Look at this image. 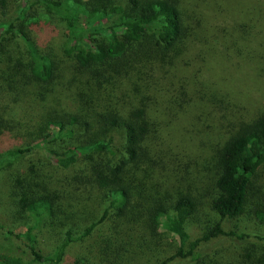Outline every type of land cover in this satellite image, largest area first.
<instances>
[{
  "label": "trees",
  "instance_id": "obj_1",
  "mask_svg": "<svg viewBox=\"0 0 264 264\" xmlns=\"http://www.w3.org/2000/svg\"><path fill=\"white\" fill-rule=\"evenodd\" d=\"M15 42L21 63L0 75V124L7 117L13 127L0 126V176L21 165L15 189L27 230L0 226V264H138L147 253L154 264H264V238L223 229L247 211L264 167V0H0V65ZM118 81L136 93L134 107L124 108ZM28 92L51 102L35 125L21 120ZM250 96L256 116L235 101ZM192 105L228 132L214 148L211 207L221 221L196 239L177 215L197 212L187 192L193 150L173 136L179 109ZM96 193L107 205L102 230L86 218ZM253 214L264 223L263 201ZM39 232L56 240L49 255ZM164 235L178 239L173 254ZM220 237L235 238L234 253L209 263L204 246Z\"/></svg>",
  "mask_w": 264,
  "mask_h": 264
},
{
  "label": "rangeland",
  "instance_id": "obj_2",
  "mask_svg": "<svg viewBox=\"0 0 264 264\" xmlns=\"http://www.w3.org/2000/svg\"><path fill=\"white\" fill-rule=\"evenodd\" d=\"M37 36L38 35H36V37ZM63 42L62 38H58L55 40L54 45L58 49L59 47H62ZM18 45L19 42L13 43L8 48L9 53L7 55H2L0 75H2V69H4L6 70L7 75L10 76L8 70L9 67L13 64H18V62L21 63V49ZM73 72L76 74L75 70H73ZM150 75L154 82L166 90L165 88L167 85H165L163 80L158 79V76L161 74L159 75L158 73H154ZM1 80L3 79L1 78ZM171 80H174L176 83L179 82L177 78H172ZM179 88V86H175V88L173 87L172 89L175 90ZM117 89L119 98L124 108L128 109L130 107H134L137 102L136 93L131 88L124 86L121 81H118ZM254 96H258L257 92H254ZM254 96H250V98L248 97L249 102L246 98H241L240 100V97L235 101L239 103L242 102L243 106L251 109L254 116H256L257 113L254 110L258 104H253V102L251 103ZM65 101L66 99L64 102ZM21 102V120H23V123L31 121L32 123H30L33 125H35V123L37 124L41 116L44 115L43 113L45 112L47 106H49V104L51 105V102H45L44 105L42 100L37 98V94L29 92L21 98ZM193 107L194 108L190 110L186 108V106L179 109V117L173 119L176 120L173 122L175 123L173 126L175 129L173 130V136L191 143L190 147L193 150V153L192 151L189 153V157L193 161L192 167L189 168V171L192 172V174H189V179L191 180L193 187L188 189L189 191L187 192L193 193L191 195L197 202V212L195 215L187 218H185L186 211L177 212L178 214H176L183 217H181L180 220V229L187 232L191 239H196L201 237L204 229H206L211 223L221 221L220 216L216 214L211 207V201L216 194L213 179L214 174L216 173L217 158L216 153H214V148L216 146L220 147L226 136H228V132H226L225 127L222 128L221 125L218 124L220 123L219 119L216 115L210 112V109H205L203 105L201 107ZM233 120H235V118ZM2 122H6L0 124L2 130L5 129L6 131L12 127V124L9 122L7 117ZM208 124L211 125L210 128L207 127ZM40 158L44 159L43 154L38 153L34 156L35 160ZM26 163L27 161L24 162V164ZM16 174H21V165L8 169L0 176V226L6 230L13 231L16 234L23 235L27 230V225L25 224V221H21V216L18 214L19 199L16 197L15 189ZM255 185L256 187L249 199L247 211L238 219L224 221L223 229L228 234L232 233L234 237L246 235L249 237V241L257 243L258 237L264 238V223L255 219L253 210L256 208L257 202H264V196L259 193L261 190L264 192V167L260 170L259 175L256 178ZM99 195L100 194L96 193L95 196L89 200L88 213H90L86 216V218L90 222H100L99 229L102 230L105 228L103 220L106 214L107 205L105 201L101 200ZM63 218V215L59 217V224L63 222ZM99 229H97V231H99ZM43 231L45 232V230ZM42 232H39L36 235L38 238L37 247L45 255H49L52 253L56 240L52 238L51 234L49 235L48 233ZM231 239L235 238L220 237L218 240H213L207 243L204 246V251L207 254L205 259L209 263L212 260L214 262L221 261L222 257H228L229 253H234L231 243H227V241ZM177 240L178 239L176 237H170L167 235L162 236V242L165 246L164 249L167 250V253L173 254L175 252ZM20 244L22 247L24 246L22 239L21 241H16V245ZM83 250L84 246H78L69 253V257L75 258L77 254ZM138 264H154V255L150 256L149 253H147L146 257L140 258Z\"/></svg>",
  "mask_w": 264,
  "mask_h": 264
}]
</instances>
